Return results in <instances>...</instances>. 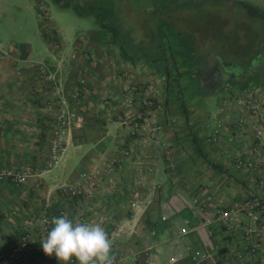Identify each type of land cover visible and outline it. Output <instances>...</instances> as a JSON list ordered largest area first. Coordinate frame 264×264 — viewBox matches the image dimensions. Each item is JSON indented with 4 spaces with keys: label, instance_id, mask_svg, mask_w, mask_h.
<instances>
[{
    "label": "crops",
    "instance_id": "1",
    "mask_svg": "<svg viewBox=\"0 0 264 264\" xmlns=\"http://www.w3.org/2000/svg\"><path fill=\"white\" fill-rule=\"evenodd\" d=\"M257 12L264 21V9ZM104 35L66 57L60 46L49 48L57 57L52 82L25 51L0 52V166L24 173L21 183L0 181V250L29 215L52 219L63 207L70 219L104 227L115 264H264V213L242 207L257 190V166L233 163L264 161V132L255 134L264 105L254 116L244 104L248 93L264 98L263 72L253 80L225 59L222 72L208 73L219 52L199 47L172 45L139 60ZM63 103L71 116L52 164L42 134L53 125L48 105ZM62 158L71 166L57 176ZM69 188L76 194L68 197ZM222 207L230 219L215 213ZM51 227L32 228L30 247L3 264H57L41 245Z\"/></svg>",
    "mask_w": 264,
    "mask_h": 264
},
{
    "label": "rangeland",
    "instance_id": "2",
    "mask_svg": "<svg viewBox=\"0 0 264 264\" xmlns=\"http://www.w3.org/2000/svg\"><path fill=\"white\" fill-rule=\"evenodd\" d=\"M255 9L263 10L264 0H0V52L10 57L25 51L49 80L46 75L56 76L49 65L57 61L49 48L60 46L66 57L84 44L100 45L105 34L115 37L112 48L144 61L150 50L168 51L172 45L184 52L217 50L213 60L221 72V59L237 60L239 70L256 80L264 75V21ZM115 33L121 34L119 43ZM69 162L60 159L53 172L59 176Z\"/></svg>",
    "mask_w": 264,
    "mask_h": 264
},
{
    "label": "built area",
    "instance_id": "3",
    "mask_svg": "<svg viewBox=\"0 0 264 264\" xmlns=\"http://www.w3.org/2000/svg\"><path fill=\"white\" fill-rule=\"evenodd\" d=\"M42 71L43 68L38 69V71ZM46 78L49 79L51 82L53 80L52 75H46ZM53 87V86H52ZM76 91L74 94L76 95ZM244 104L246 109L253 114L254 116H259L261 112V108L264 105V98L255 99L251 93L247 94V98L244 100ZM48 107L52 110V122L53 125L51 126L50 130L52 132L49 141L47 142V149L49 155V163L55 164L58 161L59 153L62 149L61 143L63 136L66 132L68 126V120L71 116V111L67 109V107L63 104L58 105L55 108L48 105ZM76 124L79 122V119H75ZM264 132V126L260 128H256L255 134L260 135ZM253 156L257 159H262L263 151L261 148H254L253 149ZM234 166H246V167H253L257 166V173H256V192L246 196L242 201V207L248 212L251 213L255 210H259L264 213V205L262 201H264V161H256L249 158H236L233 161ZM258 164V165H257ZM24 179V173L17 169H12L6 166H0V181L1 180H9L12 182H22ZM76 194V191L73 188H69L67 190V196L71 197ZM194 202H199L198 209L200 211L204 210V206L202 205L199 197L193 198ZM221 217H225L230 219L231 213L226 208H219L215 211ZM62 214H66L65 209L63 207H59L56 216H60ZM50 217L44 212L40 211L37 214L29 215L18 234L16 241L9 246L7 249L0 250V264L6 263L8 261H13L18 259L31 245L33 241L32 237V228L36 227L39 233H45L50 225ZM205 222H209V219H205ZM230 226H232V222L229 220ZM201 256H203L201 254ZM74 257L68 263H73ZM57 264H60L58 262Z\"/></svg>",
    "mask_w": 264,
    "mask_h": 264
},
{
    "label": "clouds",
    "instance_id": "4",
    "mask_svg": "<svg viewBox=\"0 0 264 264\" xmlns=\"http://www.w3.org/2000/svg\"><path fill=\"white\" fill-rule=\"evenodd\" d=\"M53 225L41 240L46 255H55L60 264H68L73 257L79 264H115L112 240L100 223H84L67 214L52 217Z\"/></svg>",
    "mask_w": 264,
    "mask_h": 264
},
{
    "label": "trees",
    "instance_id": "5",
    "mask_svg": "<svg viewBox=\"0 0 264 264\" xmlns=\"http://www.w3.org/2000/svg\"><path fill=\"white\" fill-rule=\"evenodd\" d=\"M37 9L39 10V13H41V11H40V9H39V7H37ZM42 36H43V38L46 40V41H49V36L46 34V32L44 31V30H42ZM52 126V125H51ZM51 135H52V132H51V130H50V128H46L45 129V132L42 134V137H43V140H44V142H48L49 141V138L51 137ZM47 145V144H46ZM12 182V181H11ZM15 183H21V182H15Z\"/></svg>",
    "mask_w": 264,
    "mask_h": 264
},
{
    "label": "flooded vegetation",
    "instance_id": "6",
    "mask_svg": "<svg viewBox=\"0 0 264 264\" xmlns=\"http://www.w3.org/2000/svg\"><path fill=\"white\" fill-rule=\"evenodd\" d=\"M220 62L224 64V61H223L222 59L220 60ZM214 63H215V62H213V64H214ZM216 63H217V60H216ZM213 64H212V67H210L208 73H209V72L212 73V72H218V71H220V69H219L217 66L213 65ZM223 69H224V68H223Z\"/></svg>",
    "mask_w": 264,
    "mask_h": 264
}]
</instances>
